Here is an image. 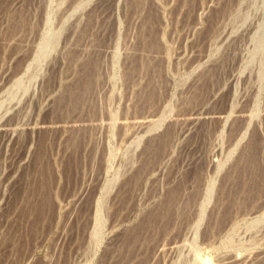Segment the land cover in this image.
I'll return each mask as SVG.
<instances>
[{
  "label": "rangeland",
  "instance_id": "obj_1",
  "mask_svg": "<svg viewBox=\"0 0 264 264\" xmlns=\"http://www.w3.org/2000/svg\"><path fill=\"white\" fill-rule=\"evenodd\" d=\"M0 264H264V0H0Z\"/></svg>",
  "mask_w": 264,
  "mask_h": 264
}]
</instances>
